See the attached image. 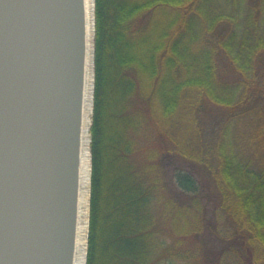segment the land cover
Here are the masks:
<instances>
[{"label": "trees", "instance_id": "trees-1", "mask_svg": "<svg viewBox=\"0 0 264 264\" xmlns=\"http://www.w3.org/2000/svg\"><path fill=\"white\" fill-rule=\"evenodd\" d=\"M94 18L86 264H264V0Z\"/></svg>", "mask_w": 264, "mask_h": 264}, {"label": "water", "instance_id": "water-1", "mask_svg": "<svg viewBox=\"0 0 264 264\" xmlns=\"http://www.w3.org/2000/svg\"><path fill=\"white\" fill-rule=\"evenodd\" d=\"M84 0H0V264H73Z\"/></svg>", "mask_w": 264, "mask_h": 264}, {"label": "bare ground", "instance_id": "bare-ground-1", "mask_svg": "<svg viewBox=\"0 0 264 264\" xmlns=\"http://www.w3.org/2000/svg\"><path fill=\"white\" fill-rule=\"evenodd\" d=\"M95 0H84L85 62L81 145L79 163V198L76 224V244L73 264H86L88 217L90 203L91 157L88 140L94 90V30Z\"/></svg>", "mask_w": 264, "mask_h": 264}, {"label": "rangeland", "instance_id": "rangeland-1", "mask_svg": "<svg viewBox=\"0 0 264 264\" xmlns=\"http://www.w3.org/2000/svg\"><path fill=\"white\" fill-rule=\"evenodd\" d=\"M94 34H95V30H94ZM93 95H94V90H93ZM92 108H93V105H92ZM91 118H92V113H91ZM91 118H90V123H89V126H88L89 150H90V142H91V135H90ZM90 157H91V152H90ZM193 170H194L195 176L199 180H202L203 182H206L205 175H204V173L202 171H200L199 169H196V168H194ZM90 192H91V179H90ZM210 213H211V211L210 210H207V212L205 213V215H202V218L205 219V220H207L209 222L210 219H213L214 218V215L213 214H210ZM89 220H90V203H89V217H88V233H89ZM87 248H88V235H87ZM86 255H87V253H86ZM231 264H238V263L237 262L234 263V261H232Z\"/></svg>", "mask_w": 264, "mask_h": 264}]
</instances>
